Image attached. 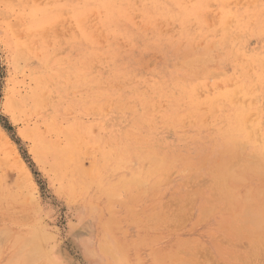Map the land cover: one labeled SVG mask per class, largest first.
<instances>
[{
    "label": "rangeland",
    "instance_id": "374dc122",
    "mask_svg": "<svg viewBox=\"0 0 264 264\" xmlns=\"http://www.w3.org/2000/svg\"><path fill=\"white\" fill-rule=\"evenodd\" d=\"M263 138L264 0H0V264H264L242 213L264 186ZM232 155L248 180L233 201L210 181Z\"/></svg>",
    "mask_w": 264,
    "mask_h": 264
},
{
    "label": "bare ground",
    "instance_id": "6f19581e",
    "mask_svg": "<svg viewBox=\"0 0 264 264\" xmlns=\"http://www.w3.org/2000/svg\"><path fill=\"white\" fill-rule=\"evenodd\" d=\"M190 1H191V0H190ZM98 2H101V1H98ZM242 2H243V1H242ZM244 2H245V1H244ZM251 2L253 3V1H251ZM251 2H250V3H251ZM226 3H227V2H226ZM236 3H238V2H236ZM239 3H240V2H239ZM246 3H248V2H246ZM228 4H229V3H228ZM112 5H113V4H112ZM229 5H230V4H229ZM237 5H238V4H237ZM244 5H245V4H244ZM120 10H122V9H120ZM157 10H158V9H157ZM48 11H49V10H48ZM195 11H196V10H195ZM100 12H101V11H100ZM123 12H124V11H123ZM198 12H199V11H198ZM208 13H209V12H208ZM121 15H122V14H121ZM91 16H92V15H91ZM123 16H124V14H123ZM211 16H212V15H211ZM82 18H83V17H82ZM178 18H179V17H178ZM208 19H209V18H208ZM212 19H213V18H212ZM194 20H195V19H194ZM107 21H108L107 25H108L109 27H111L112 24H113V18H108ZM225 21H226V20H225ZM227 21H228V20H227ZM126 22H127V21H126ZM209 22H210V21H209ZM214 22H215V21H214ZM230 22H232V20H230ZM22 23H23V22H22ZM181 23H182V22H181ZM231 24H232V23H231ZM224 25H225V24H224ZM21 26H22V25H21ZM21 26H20V27H21ZM72 26H73V25H72ZM229 26H230V25H229ZM18 28H19V27H18ZM87 28H88V27H87ZM87 28H86V29H87ZM147 28H148V27H147ZM228 28H229V27H228ZM225 29H226V28H225ZM228 32H229V31H228ZM233 32H234V31H233ZM138 33H139V32H138ZM234 33H236V32H234ZM20 34H21V33H20ZM46 34H47V33H46ZM76 34H77V33H76ZM187 34H188V33H187ZM191 34H192V33H191ZM227 34H228V33H227ZM21 35H22V34H21ZM44 35H45V33H44ZM256 35H257V34H256ZM77 36H79V34H77ZM194 36H195V35H194ZM242 36H243V35H242ZM242 36H241V38H242ZM236 37H237V36H236ZM238 37H239V36H238ZM238 37H237V38H238ZM244 37H245V38L247 37L246 34L244 35ZM78 38H79V37H78ZM226 38L229 39L228 36H227ZM237 38H236V39H237ZM134 39H135V38H134ZM236 39H234V40L236 41ZM246 39H247V38H246ZM81 40H82V39H81ZM237 40H238V39H237ZM247 40H248V39H247ZM193 41H194V40H193ZM201 41H202V40H201ZM235 41H234V42H235ZM17 42H18V41H17ZM82 42H83V41H82ZM151 42H152V41H151ZM211 42H212V41H211ZM229 42H230V41H229ZM236 42H237V41H236ZM19 43H20V42H19ZM19 43H17V45H19ZM217 43H218V42H217ZM225 43H226V42H225ZM199 44H201V43H199ZM209 44H210V43H209ZM220 44H221V43H220ZM231 44H232V43H231ZM132 45H133V44H132ZM221 45H222V44H221ZM223 45H225V44H223ZM234 45H235V44H234ZM20 46H21V45H20ZM29 46H30V44H29ZM50 46H51V45H50ZM146 46H147V45H146ZM201 46H202V44H201ZM213 46H214V45H213ZM213 46H212V47H213ZM226 46H228L227 43H226ZM165 47H166V46H165ZM165 47H163V48H165ZM198 47H199V46H198ZM208 47H209V46H208ZM208 47H207V48H208ZM212 47H211V49H212ZM215 47H216V46H215ZM215 47H214V48H215ZM222 47H223V46H222ZM153 48H154V47H153ZM193 48H194V47H193ZM196 48H197V47H196ZM196 48H195V49H196ZM209 48H210V47H209ZM214 48H213V49H214ZM29 49H31V48H29ZM37 49H38V48H37ZM150 49H151V48H150ZM178 49H180V48H178ZM195 49H194V50H195ZM232 49H233V48H232ZM232 49H231V51H233ZM243 49H244V48H243ZM207 50H208V49H207ZM239 50H240V48H239ZM24 52H25V51H24ZM37 52H38V51H37ZM211 52H212V50H211ZM31 53H33V52H31ZM160 53H161V52H160ZM209 53H210V52H209ZM231 54H232V53H231ZM232 55H234V54H232ZM236 55H237V54H236ZM238 55H239V54H238ZM39 57H40V56H39ZM200 57H201V56H200ZM97 58H98V57H97ZM101 59H102V58H101ZM203 59H204V58H203ZM235 59H236V58H235ZM239 59H240V57H239ZM181 60H182V59H181ZM191 60H192V59H191ZM243 60H244V59H243ZM28 61H29V60H28ZM121 61H122V60H121ZM247 64H248V63H247ZM249 65H250V64H249ZM92 66H93V65H92ZM174 66H175V65H174ZM29 67H30V66H29ZM175 67H176V66H175ZM205 67H206V66H205ZM203 69H204V68H203ZM249 69H250V68H249ZM76 71H77V70H76ZM191 71H192V70H191ZM241 71H242V70H241ZM248 71H249V70H248ZM31 72H32V71H31ZM40 72H41V71H40ZM49 72H50V71H49ZM222 72H223V71H222ZM243 72H244V71H243ZM188 73H189V72H188ZM211 73H212V72H211ZM213 73H214V72H213ZM217 73H218V71H217ZM220 73H221V72H220ZM153 74H154V73H153ZM169 74H170V73H169ZM246 74H247V73H246ZM116 75H117V74H116ZM201 75H202V74H201ZM76 76H77V75H76ZM86 76H87V75H86ZM111 76H112V75H111ZM118 76H119V75H118ZM214 76H215V75H214ZM220 76H221V75H220ZM84 77H85V76H84ZM88 77H89V76H88ZM112 77H113V76H112ZM208 77H209V76H208ZM216 77H218V75H217ZM78 78H79V77H78ZM196 78H197V77H196ZM199 78H200V77H199ZM218 78H219V77H218ZM185 79H186V78H185ZM216 79H217V78H216ZM81 80H82V79H81ZM83 80H84V79H83ZM154 80H155V79H154ZM190 80H191V79H190ZM233 80H234V78H233ZM42 82H43V81H42ZM166 84H167V83H166ZM182 84H183V83H182ZM116 86H117V85H116ZM86 87H87V86H86ZM215 87H217V84H216ZM47 88H48V87H47ZM179 88H180V87H179ZM187 88H188V87H187ZM207 88H208V87H207ZM216 89H217V88H216ZM181 90H182V89H181ZM236 90H237V89H236ZM244 90H245V89H244ZM45 91H46V90H45ZM45 91H44V92H45ZM232 91H233V90H232ZM240 91H241V89H240ZM197 92H200V91H197ZM197 92H196V93H197ZM236 92L238 93V90H237ZM42 93H43V92H42ZM46 93H47V91H46ZM179 93H180V92H179ZM200 93H201V92H200ZM237 93H236V94H237ZM95 94H96V93H95ZM177 94H178V93H177ZM181 94H182V93H181ZM201 94H202V93H201ZM236 94H235V95L233 94V95H234L233 98L236 97ZM43 95H44V94H43ZM242 95H243V94H242ZM45 96H46V94L44 95V98H45ZM90 97H91V96H90ZM147 97H148V96H147ZM164 97H165V96H164ZM47 98H48V96H47ZM154 98H155V97H154ZM226 98H227V97H226ZM239 98H240V97H239ZM123 99H124V98H123ZM175 99H176V98H175ZM37 100H38V99H37ZM217 100H218V99H217ZM231 100H233V99L231 98ZM244 100H246V98H244ZM244 100H243V101H244ZM49 101H50V100H49ZM155 101H156V100H155ZM222 101H223V100H222ZM222 101H221V103H222ZM238 101H239V99H238ZM243 101H242V104L245 103L247 100H246L245 102H243ZM47 102H48V101H47ZM156 102H157V101H156ZM212 102H214V101H212ZM232 102H233V101H232ZM234 102H235V101H234ZM240 102H241V101H240ZM13 103H14V102H13ZM126 103H127V102H126ZM246 103H247V102H246ZM45 104H46V103H45ZM222 104H223V103H222ZM111 105H112V104H111ZM125 105H126V104H125ZM211 106H212V105H211ZM222 106H223V105H222ZM111 107H112V106H111ZM137 107H139V106L137 105ZM223 107H224V106H223ZM231 107H232V106H231ZM106 108H108V107H106ZM211 108H212V107H211ZM94 109H95V107H94ZM153 109H154V108H153ZM212 109H213V108H212ZM216 109H217V108H216ZM145 110H146V109H145ZM155 110H156V109H155ZM206 110H207V108H206ZM214 110H215V108H214ZM223 110H224V109H223ZM38 111H39V110H38ZM92 111H93V110H92ZM95 111H96V110H95ZM243 111H244V110H243ZM214 112H215V111H214ZM35 114H36V113H35ZM247 116H248V114L246 115V117H247ZM246 117H245V120H246ZM127 118H128V117H127ZM186 118H187V117H186ZM115 119H116V118H115ZM249 119H250V118H249ZM249 119H248V120H249ZM251 119H253L252 116H251ZM251 119H250L249 121H251ZM184 120H185V119H184ZM222 120H223V119H222ZM245 120H244V122H245ZM164 121H165V120H164ZM190 121H191V120H190ZM249 121H248V122H249ZM248 122H247V125L250 123V122H249V123H248ZM252 122H253V121H252ZM257 123H258V122H257ZM129 124H130V123H129ZM143 125H144V124H143ZM224 125H225V124H224ZM222 126H223V125H222ZM247 128L249 129V126H248ZM250 128H252L251 125H250ZM212 130H213V129H212ZM255 130H256V128H255ZM257 131L259 132V126H258V130H256V132H257ZM139 132H140V131H139ZM252 132H253V131H252ZM256 132L254 131L253 133H256ZM258 132H257V133H258ZM239 133H240V132H239ZM250 133H251V132H249V134H250ZM253 133H251V137H252ZM126 134H127V133H126ZM144 134H145V133H144ZM244 134H245V133H244ZM259 134H260V132H259ZM259 134H257V135H259ZM38 135H39V134H38ZM248 136H249V135H248ZM253 136H254V135H253ZM258 137H259V136H257V138H258ZM259 138H260V137H259ZM259 138H258L256 141L259 140V141L261 142V140H260ZM52 139H53V138H52ZM263 139H264V138H263ZM233 140L235 141V139H233ZM237 140H238V139H236V141H237ZM72 141H73V140H72ZM239 141H240V140H239ZM239 141H237V142H239ZM247 141H248V140H247ZM80 142H81V141H80ZM154 142H155V141H154ZM237 142H236V143H237ZM240 142H241V141H240ZM240 142H239V143H240ZM43 143H44V142H43ZM226 143H227V141H226ZM78 144H79V143H78ZM237 144H238V143H237ZM240 144H241V143H240ZM243 144H244V142H243ZM245 144H246V143H245ZM245 144H244V145H245ZM247 144H248V143H247ZM247 144H246V145H247ZM73 145H74V144H73ZM107 146H108V145H107ZM137 146H138V145H137ZM239 146H240V145H238V150L240 151V150L242 149V151H244L243 148H245L246 146L241 147V146H242V145H241L240 148H239ZM256 146H257V145H256ZM108 147H109V146H108ZM263 147H264V146H263ZM59 148H60V147H59ZM90 148H91V147H90ZM90 148H88L89 151H91ZM68 149H69V148H68ZM220 149H221V148H220ZM236 149H237V148H236ZM66 150H67V149H66ZM238 150H235V151H238ZM89 151H88L87 153H89ZM211 151H212V150H211ZM239 151H238V153H240V152L242 153V151H240V152H239ZM71 152H72V151H71ZM119 153H120V152H119ZM119 153L117 152V154H119ZM168 153H169V152H168ZM228 153L231 155L230 151H229ZM238 153L236 152L237 155H239ZM241 153H240V155H241ZM253 153H255V152H253ZM253 153H252V154H253ZM72 154H73V153H71V155H72ZM93 154H95V152H94ZM112 154H114V153H112ZM132 154H133V152H132ZM135 154L137 155L138 153H134V154H133V158H134V155H135ZM119 155H120V154H119ZM119 155H118V156H119ZM129 155H130V154H129ZM146 155H147V154H146ZM207 155H209V154H207ZM240 155H239V158H241ZM254 155H255V154H254ZM254 155H252V158H249L248 154L246 155V156H248V158H249L248 160H249L250 162H252V163H253L255 160L252 161V160H250V159H254V158H253ZM261 155H263V153H262ZM122 156H123V155H122ZM122 156H119V157L121 158ZM137 156H138V155H137ZM141 156H142V155H141ZM141 156H140V157H141ZM151 156H152V155H151ZM222 156H223V155H222ZM64 157H65V156H64ZM94 157H95V156H94ZM119 157H118V158H119ZM127 157H128V156H127ZM127 157H126V158H127ZM142 157L144 158L145 156L143 155ZM142 157H141V158H142ZM147 157H148V155H147ZM153 157H154V156H153ZM250 157H251V154H250ZM256 157H258V156H255V158H256ZM70 158H72V156H71ZM124 158H125V157H124ZM150 158H151V157H150ZM155 158H156V157H155ZM158 158H159V156H158ZM158 158H157V159H158ZM160 158H161V157H160ZM160 158H159V159H160ZM237 158H238V157H237ZM243 158H245V157H243ZM122 159H123V157H122ZM153 159H154V158H153ZM225 159H226V158H225ZM110 160H111V159H110ZM124 160H125V159H124ZM124 160H123V161H124ZM144 160H145V159H144ZM148 160H149V159H148ZM151 160H152V159H151ZM260 160H261V159H260ZM114 161H115V160H114ZM117 161H118V160H117ZM119 161H120V160H119ZM126 161H127V160H126ZM128 161H129V160H128ZM130 161H131V160H130ZM137 161H138V160H137ZM145 161H146V160H145ZM157 161H160V162H161V160H157ZM204 161L206 162V160H204ZM224 161H225V160H224ZM224 161H223V163L221 162L222 164L218 163L219 161H217V163H218L219 166L217 167L216 170H214V169H215V168H214V169H213L214 171H213V170L211 171V172H214L212 175L215 176L214 179H213V178L210 179V181L212 180L211 182H213V185L211 184V186H214V185H216V186L218 185L219 187L221 186V187L223 188L224 191H227V192H226L227 194H229V193L232 191V192L230 193V194H231V200H232V199H233V198H232V195H233L234 191L237 190V189H239V187H238L237 189H235V188L237 187L236 185L234 186L235 188L233 189V185H232V184H234L236 181L238 182V180H239L238 178L241 177V175H238V174H237V171L239 172V170H238V169H239V165H238V164H239L240 161H242V158H241V160L238 162L237 159H236V156H235V155H232L228 160H226L225 162H224ZM246 161H247V160H246ZM160 162H158V164H159ZM165 162H166V161H165ZM250 162H249V163H250ZM256 162L259 163V161H256ZM126 163H127V162H126ZM166 163H167V162H166ZM252 163H250V164H252ZM258 163H257V164H258ZM94 164H95V162H94ZM155 164H156V163H155ZM169 164H170V163H169ZM171 164H172V163H171ZM203 164H204V163H203ZM203 164H202V165H203ZM253 164H254V163H253ZM257 164H256V165H257ZM119 165H120V164H119ZM136 165H137V164H136ZM156 165H157V164H156ZM162 165H163V163H162ZM263 165H264V164H263ZM115 166H116V163H115ZM120 166H121V165H120ZM128 166H129V165H128ZM150 166H151V165H150ZM152 166H153V165H152ZM158 166H159V165H158ZM166 166H167V165H166ZM166 166H165V167H166ZM203 166H204V165H203ZM253 166H254V165H253ZM253 166H252V167H253ZM259 166H261V165L259 164ZM111 167H112V166H111ZM144 167H147V166H145V164H144ZM144 167H143V168H144ZM155 167H157V166H155ZM168 167H170V166H168ZM177 167H178V166H177ZM190 167H191V166H190ZM254 167H255V166H254ZM113 168H114V167H113ZM132 168H133V167H132ZM159 168H160V167H159ZM161 168H162V166H161ZM183 168H184V167H183ZM183 168H182V171H181V172H183ZM193 168H194V167H193ZM244 168H245V167H244ZM84 169H85V168H84ZM90 169L92 170V167H90L88 170H90ZM139 169H140V168H139ZM157 169H158V168H157ZM163 169H164V168H163ZM241 169H243V167H242ZM258 169L261 171L262 176L258 174V173L260 172ZM258 169H257V168H253V170H255V171L257 170V171H259V172L257 173L259 176L263 177V176H264V175H263V174H264V171H262V170H264V169H263V166H262V169H260L259 167H258ZM91 170H90V171H91ZM110 170H111V169H110ZM129 170H130V169H129ZM129 170H127V172H128ZM134 170H135V169H134ZM136 170L138 171V169H136ZM140 170H141V169H140ZM140 170H139V172H140ZM153 170H154V169H153ZM185 170H188V172H189V169H185ZM198 170H199V169H198ZM250 170H251V169H250ZM250 170H249V171H250ZM117 171H118V170H117ZM120 171H122V170H120ZM137 171H136V172H137ZM157 171H158V170H157ZM162 171H163V170H162ZM162 171H161V172H162ZM209 171H210V170H209ZM209 171H208V172H209ZM251 171H252V170H251ZM255 171H252L253 174H255V173L257 172V171L255 172ZM88 172H89V171H88ZM130 172H131V170H130ZM136 172H135V173H136ZM139 172H138V173H139ZM153 172H154V171H153ZM179 172H180V171H179ZM184 172H185V171H184ZM188 172H187V173H188ZM211 172H210V173H211ZM254 172H255V173H254ZM131 173H132V172H131ZM159 173H160V172H159ZM240 173H241V172H240ZM240 173H239V174H240ZM118 174H119V173H118ZM139 174H140V173H139ZM151 174H152V173H150V175H151ZM257 174H256V175H257ZM140 175H141V174H140ZM143 175H144V174H143ZM145 175H146V174H145ZM154 175H155V174H154ZM158 175H159V174H158ZM212 175H211V176H212ZM131 176H132V175H131ZM238 176H240V177H238ZM148 177H149V176H148ZM148 177H147V179H148ZM152 177H153V176H152ZM155 177H156V176H155ZM155 177H153V178H155ZM166 177H167V176H166ZM203 177H204V176H203ZM242 177L244 178L245 176H242ZM242 177H241L240 181L243 179ZM129 178H131V177H129ZM129 178H128V179H129ZM141 178H142V177H141ZM144 178H146V177H144ZM149 178H150V177H149ZM159 178H160V177H159ZM162 178H163V176H162ZM167 178H168V179H167ZM167 178L165 179V181H166V180L169 181V177H167ZM205 178H206V177H205ZM142 179H143V178H142ZM244 179H245V178H244ZM244 179H243V181L240 182V183L243 184L245 181H248V180H244ZM260 179H261V178H260ZM120 180H122V179H120ZM125 180H127V179H125ZM132 180H133V178H132ZM152 180H153V179H152ZM208 180H209V179H208ZM213 180H216V181H213ZM137 181H138V180H137ZM139 181H140V180H139ZM261 181H263V178H262ZM73 182H74V181H73ZM73 182H72V183H73ZM119 182H120V181H119ZM128 182H129V181H128ZM145 182H146V181H145ZM145 182H144V183H145ZM157 182H158V181H157ZM157 182H156V185H157ZM72 183H71V184H72ZM120 183H121V182H120ZM120 183H118V185H119ZM123 183H124V182H123ZM123 183H122V184H123ZM133 183H134V182H133ZM135 183H136V185H134V186H136V191H138L140 186L137 187V182H135ZM144 183L142 182V185H141V186L143 187V189H142L141 191H143V192L146 191L147 188L145 187L146 189H144V185L147 184L148 182H146L145 184H144ZM166 183H167V182H166ZM216 183H217V184H216ZM240 183H239V186L241 185ZM139 184H141V182H139ZM148 184H149V183H148ZM161 184H163V182H162ZM96 185H97V184H96ZM151 185H153V184H151ZM203 185H204V184H203ZM205 185H206V184H205ZM115 186H116V184H115ZM120 186H121V185H120ZM124 186H125V185H124ZM148 186L151 187L150 184H149ZM211 186H210V187H211ZM100 187H101V186H100ZM113 187H114V186H113ZM113 187H112V188H113ZM121 187H122V186H121ZM128 187H129V186H128ZM200 187H202V186H200ZM240 187H241V186H240ZM119 188H120V187H119ZM129 188H130V187H129ZM250 188L252 189V186H251ZM259 188H260V187H259ZM110 189H111V187H110ZM110 189H109V191H112V190H110ZM125 189H126V187H125ZM133 189H134V187H133ZM137 189H138V190H137ZM140 189H141V187H140ZM197 189H200V188H197ZM208 189H209V187H208ZM211 189H214V187H211ZM216 189H217V190H216ZM216 189H214L216 192H215L214 190H212L213 193H212V191H210V195L212 194L211 196H213V199H214V197H217L216 195H218V196L220 195V198L223 197L222 200L225 201V199L228 198V197H227L228 195H226L225 192L220 191L221 188H218V187H217ZM246 189H248V188H245V190H246ZM262 189H264V186L261 187V189H260L261 192L264 191V190H262ZM116 190H117V189H116ZM218 190H219V192H223L226 196L222 195V193L220 194V193L218 192ZM258 190H259V189H258ZM260 190L258 191V193H260ZM98 191H99V190H98ZM98 191H97V192H98ZM126 191H127V190H126ZM126 191H125V192H126ZM131 191H132V190H131ZM131 191H129V193H130ZM246 191H249V192H250L251 190L248 189V190H246ZM85 192H86V191H85ZM112 192H114V190H113ZM127 192H128V191H127ZM127 192H126V194H127ZM133 192H134V191H133ZM133 192H132V193H133ZM200 192H203V191H200ZM200 192H198V193L200 194ZM217 192H218L219 194H217ZM254 192H255V191H254ZM254 192H253V194H254ZM138 193L140 194L139 191H138ZM214 193H215V195H213ZM244 193H245V192H244ZM255 193H256V192H255ZM258 193H256V198L258 199L257 202L259 201V199L261 200L262 197L264 198V196H262V194H263L264 192L261 194V196H259L260 194L258 195ZM130 194H131V193H130ZM143 194H145V193H143ZM245 194H246V193H245ZM248 194H249V193H248ZM248 194H247V197H248ZM128 195H129V194H128ZM128 195H127V196H128ZM131 195H132V194H131ZM131 195H129V197H131ZM133 195H134V194H133ZM154 195H156V194H154ZM201 195H202V194H201ZM257 195H258L260 198H258ZM263 195H264V194H263ZM100 196H101V195H100ZM221 196H222V197H221ZM236 196H237V197L239 196L240 199H241L240 193H237ZM245 196H246V195H245ZM254 196H255V195H254ZM108 197H109V196H108ZM117 197H118V196H117ZM119 197H120V195H119ZM133 197H134V196H133ZM137 197H138V196H137ZM137 197H136V198H137ZM194 197H195V196H194ZM204 197H205V196H204ZM224 197H225V199H224ZM234 197H235V195H234ZM114 198H115V197H114ZM190 198H191V197H190ZM207 198H208V197H207ZM235 198H236V197H235ZM249 198H250V200L253 199L252 196H251V194H250V197H249ZM249 198H244V201H246V202H243L244 204H245V203H246V204L248 203V205H244V207H245V206L247 207V211H248V212L245 213V212L243 211V209L246 211V207H245V208H244V207L242 208V211H243L242 213L245 214V215H248V216L245 218V222L243 221L245 215H243V217H242V215H241L240 213H236V215H237V214H240L239 216H241V218H242V221L239 220L240 224L244 222V227H246V228L248 229V226L245 225V224L247 223L246 220L249 218L250 213L253 214L254 210H256V209L258 208V210H259V215H260V216L258 217V215H257L258 211L256 210L257 212L253 214V215H254V216H252L253 218H251V216H250V220H251L252 222H251L250 220H248V223L250 224V222H251L252 226H254L255 231H256V227L259 228V225H260V227H263V226H264V224H263V223H264V220H262L263 222H261V219L264 218V216H262V215L264 214V210H263V212H262V215H261V212H260L262 209H264V203H263L264 200H261L262 202L259 201V204H262V203H263V204H262L263 207L260 206V205H258L257 202H254L255 200H254V201L252 200L254 203L250 201V202L252 203L251 205H253V208H252V207L249 206V203H250V202H247V201H249ZM110 199L113 200V198H110ZM131 199H133V198H131ZM134 199H135V198H134ZM191 199H192V198H191ZM208 199H209V198H208ZM213 199L210 198L211 201H213ZM218 199H219V197H217V202H218ZM236 199H237V198H236ZM246 199H248V200H246ZM192 200H193V199H192ZM205 200H206V199H205ZM215 200H216V198H215ZM222 200H220V201H222ZM229 200H230V199L228 198L227 201L229 202ZM206 201L209 202L208 200H206ZM211 201H210V203H208V204H211V203H212V204H213V205H212L213 207L216 206V204H214V202H211ZM227 201H226V202H227ZM232 201H233V200H232ZM232 201H230V202H232ZM105 202H106V201H105ZM113 202H114V201H113ZM230 202H229V203H230ZM99 203H100V202H99ZM121 203H122V202H121ZM135 203H136V202H135ZM229 203H228V204H229ZM255 203H256V204H255ZM132 204H133V203H132ZM232 204H233V203H232ZM205 205H206V204H205ZM226 205H227V204H225V202H224V205L221 206V208H223V207L225 206L226 208H225V207L223 208L224 211H229V213H232V214H233V211H234L235 207L233 208V206L229 204L228 206H231V208H233V209H231L230 207H228V206H226ZM233 205H235V204H233ZM255 205H256L257 207H256ZM134 206H135V205H134ZM235 206H236V205H235ZM258 206L260 207V209H261V208H262V209L260 210ZM102 207H103V206H102ZM219 207H220V206H219ZM227 207H228V208H227ZM254 207H256V208H254ZM127 208H128V207H127ZM130 208H131V206H130ZM221 208H220V210H222ZM229 208H230L231 210H230ZM128 209H129V208H128ZM200 209H201V208H200ZM216 209H217V207H216ZM226 209H229V210H226ZM249 209L251 210V212L249 211ZM108 210H109V209H108ZM131 210H132V208H131ZM202 210H203V209H201V211H202ZM129 211H130V210H129ZM192 211H193V210H192ZM208 211H209V212H208ZM208 211H205V212L208 213V214H210V212H211L212 210H208ZM230 211H232V212H230ZM213 212H214V211H213ZM216 212H217V211H216ZM249 212H250V213H249ZM106 213H107V212H106ZM154 213L156 214V212H153V214H151V215L154 216ZM157 213H158V211H157ZM202 213H203V215H204V211H203ZM89 214H90V213H89ZM129 214H130V212H129ZM208 214H206V215H208ZM211 214H212V212H211ZM252 214H251V215H252ZM255 214H256V215H255ZM93 215H94V214H93ZM135 215H136V214H135ZM201 215H202V214H201ZM201 215H200V217H201ZM206 215L203 217L204 220H205V218H207ZM229 215L231 216V218H234V217L236 216L235 214H233V215H235V216H233V215H231V214H229ZM152 216L149 217V218H146V219H149V220H147V221L145 220L146 223L148 224L146 228H148L149 225H150V226L152 225V224H150L151 221L153 222V224H154V226H155V223H154L153 219L155 220V222H156L157 220H160V217H159L158 215H157L156 217L154 216L155 218H157V220H156L154 217H152ZM209 216H210V215H209ZM147 217H148V215H147ZM254 217H255V218H254ZM257 217H258V220H257ZM137 218H138V217H137ZM137 218H136V220H137ZM150 218H151L152 220H151ZM161 218H163V216H162ZM236 218L239 219L238 217H236ZM236 218H234V219H236ZM237 219H236V220H237ZM201 220H202V217H201ZM253 220H254V223H253ZM255 220H257V221H255ZM140 221H141V220H140ZM142 221H143V220H142ZM142 221H141V222H142ZM202 221H203V220H202ZM258 221H259V222H258ZM136 222H139V221H136ZM136 222H135V223H136ZM141 222H140V223H141ZM159 222H160V221H159ZM162 222H163V221L161 220V223H162ZM164 222H165V221H164ZM203 222H204V221H203ZM226 222H227V221L222 222V224H224V223H226ZM232 222H233V220L231 221V223H232ZM235 222H236V221H235ZM256 222H257V224H256ZM260 222H261V223H260ZM123 223H124V222H123ZM140 223H139V224H140ZM197 223H198V222H196V224H197ZM199 223H200V222H199ZM199 223H198V224H199ZM156 224H157V223H156ZM164 224H166V223H164ZM198 224H197V225H198ZM234 224H235V223H234ZM143 225H144V223H143ZM162 225H163V224H162ZM194 225H195V224H194ZM194 225L192 226L193 228L196 226V225H195V226H194ZM237 225L240 226L239 224H237ZM257 225H258V226H257ZM261 225H262V226H261ZM152 226H153V225H152ZM154 226H153V227H154ZM219 226H220V225H219ZM238 226H237V227H238ZM255 226H256V227H255ZM119 227H120V226H119ZM242 227H243V225H242L240 228H242ZM112 228H113V227H112ZM116 228H117V227H116ZM116 228H114V229L116 230ZM149 228H151V227H149ZM156 228H157V227H156ZM159 228L161 229V225H160V227H158V229H159ZM220 228H221V226H220ZM226 228L228 229V226L225 227V229H226ZM240 228L238 227L237 229L240 230ZM251 228H252V227H251ZM251 228L249 227L248 230L250 231ZM254 228H252L253 230L251 229V231L248 232L249 234H247V232H246L247 229H245V228L243 229V230H245V236H248V237H249V236L251 235L250 233L253 234V235H252V236H253V239H251V241L254 240V238H255V240H256V239H259V238H262L260 232H262V234L264 233V229H263V231H262V228H259V229H261V231H256V232H255V231H254ZM263 228H264V227H263ZM140 229H142V228H140ZM143 229H144V228H143ZM143 229H142V230H143ZM154 229H155V228H154ZM158 229H155V230L157 231ZM160 229H159V230H160ZM225 229H224V230H225ZM81 230H82V234H83L84 236H86L90 242H92V241H93V238H94V229H93V226L87 223V225H85L84 227H82ZM235 230H236V227H235ZM239 230H237L238 235H237V233H235V235H236V236H240V237H238V238L241 239V238L244 236V231L242 230V231L239 232ZM257 230H258V229H257ZM112 231H113V230H112ZM160 231H161V230H160ZM252 231H253L255 234H254ZM109 232H110V231H109ZM146 232H147V231H146ZM226 232H227V231H226ZM242 232H243V236L241 235ZM239 233H240V235H239ZM257 233H258V234H257ZM136 235H137V234H136ZM259 235H260V237H259ZM263 235H264V234H263ZM254 236H256V237L258 236L259 238H256V237H254ZM18 238H20V237H18ZM247 239H249V238H247ZM255 240L252 241V242H255ZM259 241L262 242V239H259ZM24 242H25V241H24ZM24 242H23V243H24ZM36 242H37V241H36ZM36 242H35V243H36ZM252 242L249 241V243H252ZM256 242L258 243V241H256ZM263 242H264V240H263ZM263 242L261 243V244H263V245H260V244H258V245H260V247H261V246L264 247V243H263ZM28 243H29V242H28ZM35 243H34V245H37V244H35ZM257 243H255V247L252 246L254 243L251 244L250 247L252 246V249H253V250H254V249L256 250V246H257L256 244H257ZM24 244H25V243H24ZM24 244H23V246H24ZM26 244H27V242H26ZM26 244H25V245H26ZM133 244H134V243H133ZM29 245H30V244H27V246H29ZM181 245L183 246V244H181ZM21 247H22V246H21ZM36 247H37V246H36ZM188 247H189V245H188ZM191 247H192V245H191ZM32 248L34 249V247H32ZM120 248H121V247H120ZM258 248H259V247L257 246V249H258ZM261 248H262V247H261ZM18 249H19V248H18ZM21 249H23V247H22ZM21 249H19V250L21 251ZM33 249H32V250H33ZM36 249H37V248H36ZM39 249H40V248H39ZM186 249H187V247H186ZM188 249H190V248H188ZM191 249H192V248H191ZM250 249H251V248H250ZM250 249H249V250H250ZM252 249L250 250V251H252V253H251L252 255L250 254V256H249V254H248V255L246 256V258H247L248 256H249V257H253V256L255 257V250L253 251ZM259 249H260V248H259ZM0 250H1V249H0ZM120 250H122V249H120ZM260 250H264V249H260ZM260 250H256V253L258 254ZM33 251H34V252H33V253H34V256L36 257V255H35V250H33ZM39 251H40V250H39ZM39 251H37V253H38ZM111 251H112V250H111ZM118 251H119V250H118ZM125 251H126V250H125ZM169 251H170V250H169ZM176 251H178V250H176ZM257 251H258V252H257ZM122 252H123V251H122ZM122 252H120V253H122ZM178 252H179V251H178ZM184 252H185V251H184ZM253 252H254V253H253ZM260 252H262V251H260ZM263 252H264V251H263ZM263 252H262V253H263ZM0 253H1V252H0ZM16 253H17V252H16ZM18 254H19V255H18ZM18 254H15V255H17V256H16V257H17L16 260H18V256H20V252H19ZM25 254H29V253H25ZM41 254H42V253H41ZM110 254H111V253H110ZM187 254H189V253L187 252ZM253 254H254V255H253ZM257 254H256V257L258 256ZM259 254H260V253H259ZM13 255H14V254H13ZM13 255H12V258H15V257H13ZM38 255H40V253H38ZM114 255H115V254H114ZM122 255H123V254H122ZM176 255H177V254H175L174 256H175V257H178V256H179V255H177V256H176ZM262 255H264V254H262ZM0 256H1V255H0ZM24 256H25V255H24ZM24 256H23V257H24ZM115 256H117V255H115ZM169 256H171V255H169ZM189 256H190V255H188V257H189ZM20 257H22V256H20ZM32 257H33V255H32ZM42 257H43V256H42ZM119 257L121 258V256H119ZM119 257H118V258H119ZM122 257H124V256H122ZM166 257H168V256H166ZM186 257H187V256H186ZM191 257H192V256H191ZM263 257H264V256H263ZM33 258H34V257H33ZM44 258H45V257H44ZM115 258H116V257H115ZM120 258H119V259H120ZM153 258H154V257H153ZM164 258H165V257H164ZM171 258H172V257H171ZM171 258L168 257V259H171ZM178 258H179V257H178ZM180 258H181V256H180ZM243 258H244V257H243ZM34 259H37V258H34ZM159 259H160V258H159ZM181 259H182V258H181ZM8 260H9V259H8ZM13 260H14V259H13ZM25 260L28 261L27 259H25ZM25 260H23V261H25ZM29 260H30V259H29ZM38 260H39V258H38ZM138 260H139V259H138ZM162 260H163V259H162ZM162 260L160 259V260H159L160 262H158V263L162 264V262H161ZM243 260H244V259H243ZM250 260H251V258H250ZM9 261H10V260H9ZM9 261H8V262H9ZM19 261H20V260H19ZM26 261H25V262H26ZM153 261H154V259H153ZM168 261H169V260H168ZM171 261H173V260H171ZM171 261H170V262H171ZM192 261H193V259H192ZM244 261H245V262H246V261L248 262V261H249V258H248V260L245 259ZM136 262H137V261H136ZM155 262H156V260L154 261V263H155ZM179 262H182V260H180ZM179 262L176 261L174 264H177V263H179ZM183 262H184V263H183ZM183 262H182L183 264H189V262L187 261V262H188V263H187L184 259H183ZM185 262H186V263H185ZM245 262H242V263L244 264ZM9 263H10V262H9ZM158 263H157V264H158ZM164 263H165V262H164ZM164 263H163V264H164ZM166 263H167V262H166ZM182 263H179V264H182ZM190 263H192V262L190 261ZM27 264H28V262H27ZM50 264H51V263H50ZM53 264H55V263H53ZM169 264H171V263H169Z\"/></svg>",
    "mask_w": 264,
    "mask_h": 264
}]
</instances>
